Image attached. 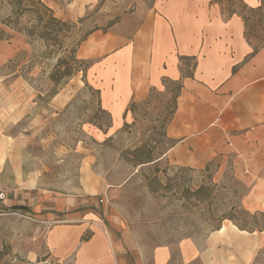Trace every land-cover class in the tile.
Wrapping results in <instances>:
<instances>
[{
    "label": "rangeland",
    "instance_id": "374dc122",
    "mask_svg": "<svg viewBox=\"0 0 264 264\" xmlns=\"http://www.w3.org/2000/svg\"><path fill=\"white\" fill-rule=\"evenodd\" d=\"M41 1L75 25L67 43L113 27L129 36L153 0ZM10 10L7 0H0V22ZM240 14L248 19L250 39H264V22L246 9ZM44 51L42 42L31 40L30 45L19 36L0 42V192L5 195L0 200V264H60L47 254L45 229L28 214L4 206L16 190L15 173L35 189L32 194L84 192L103 199L144 249L148 264H153L154 248L162 246L170 251L166 264H264V233L240 234L223 222L220 235L196 208V187L229 181L230 162L206 171L179 167L164 157L171 145L165 136L173 111L170 86L165 92L150 91L115 125L87 86H101L97 66L85 77L76 74L52 98L49 77L56 57L47 60ZM242 183L249 188L243 207L264 212V172H253Z\"/></svg>",
    "mask_w": 264,
    "mask_h": 264
},
{
    "label": "crops",
    "instance_id": "0c3cea01",
    "mask_svg": "<svg viewBox=\"0 0 264 264\" xmlns=\"http://www.w3.org/2000/svg\"><path fill=\"white\" fill-rule=\"evenodd\" d=\"M260 5L261 0H153L132 34L124 36L116 27L95 31L76 56L93 61L90 69L97 66L101 73L95 90L115 125L130 114L131 103H141L150 91L165 92V80L179 82L165 128L173 144L164 157L196 170L230 162L244 182L264 172V46L252 54L240 12ZM14 183L5 208L28 214L45 229L44 246L53 260L148 264L132 232L99 198L84 192L32 194L35 189L17 173ZM151 257L153 264H166L170 251L156 247Z\"/></svg>",
    "mask_w": 264,
    "mask_h": 264
},
{
    "label": "trees",
    "instance_id": "16d2710c",
    "mask_svg": "<svg viewBox=\"0 0 264 264\" xmlns=\"http://www.w3.org/2000/svg\"><path fill=\"white\" fill-rule=\"evenodd\" d=\"M7 3L11 10L7 19L0 22V31L3 35L0 40H11L14 36H19L24 38L30 45L31 40H37L45 46L42 57L47 60L56 57V65L49 77L50 82L55 87L52 98L76 74L82 73L83 77H85L91 63L89 60L78 59L76 53L81 44L94 31L66 43V40L73 35L75 25L56 17L53 10L41 0H7ZM247 11L250 14L257 15L259 22H264V0H261L259 7L247 9ZM240 16L246 27L244 37L249 45L252 46V54H254L264 46V39L257 37L255 41H252L250 39L248 19L242 14ZM23 18L27 19L24 25L21 23ZM58 52L59 55H56ZM87 86L97 94L98 107L101 112L105 113L100 108L99 90H95L89 85ZM164 86L166 91L170 89L168 86L172 89L170 92L173 93L174 111L181 84L165 80ZM134 105V103H131L128 109L131 110ZM169 141H171L172 145L173 141ZM213 166L219 169V163L213 161L207 164L204 170L207 171ZM228 166L233 176L226 183L208 186L200 184L196 187V208L201 209L203 215L208 216L207 222L212 232L218 231L223 222H230L239 231L249 234L264 233V212L256 211L250 213L243 207L242 199L249 193V188L234 176L230 164ZM12 209H18V207H12ZM260 254L264 255V248Z\"/></svg>",
    "mask_w": 264,
    "mask_h": 264
},
{
    "label": "bare ground",
    "instance_id": "6f19581e",
    "mask_svg": "<svg viewBox=\"0 0 264 264\" xmlns=\"http://www.w3.org/2000/svg\"><path fill=\"white\" fill-rule=\"evenodd\" d=\"M238 233L240 234H244V232L242 231H238L234 226H232ZM225 232V228H221L217 233H219L220 235H222Z\"/></svg>",
    "mask_w": 264,
    "mask_h": 264
},
{
    "label": "built area",
    "instance_id": "2783aa9c",
    "mask_svg": "<svg viewBox=\"0 0 264 264\" xmlns=\"http://www.w3.org/2000/svg\"><path fill=\"white\" fill-rule=\"evenodd\" d=\"M5 199V195L3 192H0V200H4ZM99 204H103V199H99L98 201Z\"/></svg>",
    "mask_w": 264,
    "mask_h": 264
}]
</instances>
